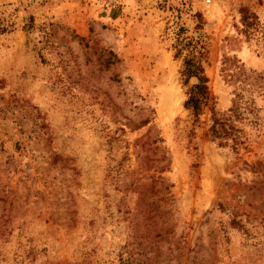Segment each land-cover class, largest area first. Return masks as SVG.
<instances>
[{"label":"rangeland","instance_id":"obj_1","mask_svg":"<svg viewBox=\"0 0 264 264\" xmlns=\"http://www.w3.org/2000/svg\"><path fill=\"white\" fill-rule=\"evenodd\" d=\"M0 264H264V0H0Z\"/></svg>","mask_w":264,"mask_h":264},{"label":"trees","instance_id":"obj_2","mask_svg":"<svg viewBox=\"0 0 264 264\" xmlns=\"http://www.w3.org/2000/svg\"><path fill=\"white\" fill-rule=\"evenodd\" d=\"M182 75L184 84L188 87V97L184 105L193 115L194 121H200L201 116L208 109L211 114L208 133L212 140L216 141L219 146H231L238 151L240 145L243 144V129L237 124V121L243 118L239 95H236L237 98L233 100V104L228 110L219 111L216 108L215 96L208 85L209 79L205 70L194 56L185 58ZM193 77L198 81L190 84Z\"/></svg>","mask_w":264,"mask_h":264},{"label":"bare ground","instance_id":"obj_3","mask_svg":"<svg viewBox=\"0 0 264 264\" xmlns=\"http://www.w3.org/2000/svg\"><path fill=\"white\" fill-rule=\"evenodd\" d=\"M171 84H172V85H171V89H172V92H173L172 95H173V96H176V95H177V92H178V89H177L176 86L174 85V82H173V81L171 82ZM175 94H176V95H175ZM179 99H180V97H178V99H177V96H176V100L174 99L176 104H179Z\"/></svg>","mask_w":264,"mask_h":264}]
</instances>
